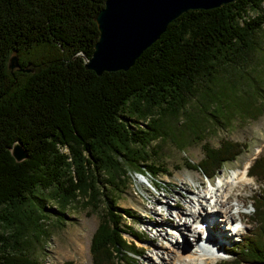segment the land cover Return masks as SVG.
<instances>
[{
	"label": "trees",
	"instance_id": "obj_1",
	"mask_svg": "<svg viewBox=\"0 0 264 264\" xmlns=\"http://www.w3.org/2000/svg\"><path fill=\"white\" fill-rule=\"evenodd\" d=\"M104 4L0 0V264H40L19 244L40 228L48 199L56 202L49 213L60 220L80 197L96 207L105 200L90 241L92 264H131L139 249L123 237V216L130 214L99 191V176L116 191L115 180L125 185L128 169L158 179L159 167L147 154L154 141L182 137L185 145L187 134L201 142L209 132L199 128L194 105L200 120L216 126L264 109V78L243 73L264 44L256 37L264 30V0L187 11L128 71L97 76L85 69L84 57L93 53L99 36L94 17ZM12 56L19 69L10 73ZM27 67L31 71L23 72ZM181 116L184 129L177 127ZM17 142L28 155L22 162L10 152ZM203 150L205 179L242 152L227 141ZM248 175L264 182V155ZM252 210L253 232L222 264H264V187L253 196Z\"/></svg>",
	"mask_w": 264,
	"mask_h": 264
},
{
	"label": "rangeland",
	"instance_id": "obj_2",
	"mask_svg": "<svg viewBox=\"0 0 264 264\" xmlns=\"http://www.w3.org/2000/svg\"><path fill=\"white\" fill-rule=\"evenodd\" d=\"M255 15L254 12H249L250 17ZM256 37H264V30L258 32ZM263 46L264 44L261 52L257 53L252 61H249L244 66L243 73L253 76V78H264ZM30 69L31 67H27V70L31 71ZM221 75L225 76L227 74L222 73ZM235 77L238 79L237 76ZM243 89L246 94L249 93L253 97L252 91H249L246 85ZM238 96L243 97L242 93L238 94ZM213 107L214 105L210 106V111H214ZM199 110V105L192 107L193 117L196 121L202 123L199 128L209 131L203 141L198 142L192 135L187 134V136H190L188 141L185 145H181L182 137L176 143L169 136H164L154 141L150 145L149 150H147L150 161L156 163L159 167L158 179H154L149 174L140 175L134 173L132 169H128V172L124 175L125 185H121L115 180L118 186L116 191L112 188H106L104 174L99 176V179H101L99 191L103 192L105 196L112 195L116 206L128 211L130 214L129 217L123 216V225L126 226L123 237L135 249H139L136 252V260L130 262L131 264H148V261L158 262V256L156 255L157 246L163 245L167 247V245H170L162 236H157L153 240L156 235H160L161 231L164 235L166 233L169 235L175 234L174 237L176 238H173L175 244L174 253L176 252L177 254L178 246L180 251L184 250L185 241L190 242L191 250L198 251L195 250L197 249L195 246L197 242L194 241L195 235L187 236L184 239L167 221L161 224V219H168L170 215L168 209H170L175 221H179L177 213L180 208L175 206V204L178 203L181 208L186 206V200L181 197L182 194L187 198H194V202L196 196L200 194L206 195V199L203 201L204 205H206L204 206L206 207L205 210L207 212L213 211L216 202L215 199L210 198L212 195L209 193H212L213 189H220L221 193H223L225 191V188L221 187L222 184H225L223 181H232L235 173L242 169L245 164L250 163V168L255 159L264 155V109L255 110L251 117L235 115L232 119H228L229 121L220 120L222 121L221 126H216L213 122L212 124L204 123L197 117ZM186 122V118L181 116L177 127L184 129ZM226 141L239 144L242 152L233 162L225 163L218 174L211 180L221 185L215 187L212 186L211 182V186H209L210 180L203 178L204 174L199 170L200 162L205 159L203 147L207 145L210 149H218L221 143ZM230 176L231 179L228 180L227 178ZM249 179H251L250 185L243 192L248 196L249 200L242 212L251 213V215L249 217L247 215L243 216L247 220L242 230L244 234L253 232V225L250 221V218L253 217V196L264 187L263 181L259 182L250 177ZM188 189L190 190L189 192L186 191ZM103 200L96 207V205L87 202L86 198L80 197L77 202L71 204L69 209L63 211V216L58 220L49 211L50 208L55 207L56 202L48 199L44 205V211H41L44 215L39 222L40 228L35 234L30 233L25 242L20 243L19 246L29 257L36 259L40 264H64L65 262L92 264L89 251L90 241L99 225L100 216L104 213L105 200ZM209 200H212L213 203L209 204ZM193 204V212H199L201 208L199 203ZM236 211L237 209L232 210V212ZM221 218L222 216H220ZM190 222L192 224V219ZM194 227L197 228L198 226L194 225L193 229ZM41 229L43 230L42 233H40ZM243 240L244 237L240 238V234H234L231 244L225 247L237 246ZM170 250L163 249L162 252L167 253ZM231 259L232 256L226 258V260ZM211 264H214V262Z\"/></svg>",
	"mask_w": 264,
	"mask_h": 264
},
{
	"label": "water",
	"instance_id": "obj_3",
	"mask_svg": "<svg viewBox=\"0 0 264 264\" xmlns=\"http://www.w3.org/2000/svg\"><path fill=\"white\" fill-rule=\"evenodd\" d=\"M236 0H105L94 17L99 36L92 55L84 57V67L97 76L128 71L138 57L165 32L167 26L187 11L211 10ZM16 56L8 70H18ZM23 72L29 70L23 69ZM16 162L28 155L18 142L10 150Z\"/></svg>",
	"mask_w": 264,
	"mask_h": 264
},
{
	"label": "bare ground",
	"instance_id": "obj_4",
	"mask_svg": "<svg viewBox=\"0 0 264 264\" xmlns=\"http://www.w3.org/2000/svg\"><path fill=\"white\" fill-rule=\"evenodd\" d=\"M249 165L250 163H247L243 166L242 169L237 171L232 181H223L225 182V184L221 185L222 188H225V191L223 193H221L220 189H213L212 193H209L212 195V197L210 198L215 199L216 202L213 207V211L207 212V210H205L206 207L204 206L206 205H204L203 201L206 199V195L203 196L200 194L196 196L194 202V198H187L184 194H182L181 197L186 200V209L185 207L181 208L178 203L175 204V206L180 208L179 212L177 213L179 221H175L172 211L168 209L170 215L168 216L167 220L161 219V224L167 221V223L172 225L174 230L178 231L184 239L187 238V236L195 235V239H193L197 243L202 241V233L204 232L203 227L205 226V230L207 231L205 242L207 244L216 246L218 250H220L225 244L229 243L230 241L229 235L227 233L229 227H226L225 223L229 220H239L242 224H245L247 222V220L244 219L243 215L239 214V210L246 207L249 200L248 196L243 193L247 189V186L250 185L251 179H249L247 175ZM186 191L189 192L190 190L188 189ZM193 203H199V205L201 206L199 212H193ZM211 203H213L212 200ZM233 209H237V211L232 212ZM220 216H222L221 219ZM191 219L192 224L190 222ZM194 225L198 227H194L193 229ZM162 233L163 232L161 231L160 235H156L153 240H155L157 236H162L164 237V240H167L170 243V245H167V247L158 245L157 250L155 249L156 255L158 256V262L155 263L153 261H148V264H211L213 262L212 258L209 260L205 259L206 257H209V251L206 247L200 250L195 249L198 251H193L190 249L191 244L189 241H185L186 245L184 247V250L180 251L178 246L177 254L176 252L174 253L173 249L175 248V244L173 242V238H176L174 237L175 234L169 235L166 233L164 235ZM195 246L197 247V244ZM163 249L171 250L167 253H164L162 252Z\"/></svg>",
	"mask_w": 264,
	"mask_h": 264
}]
</instances>
